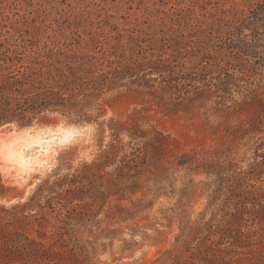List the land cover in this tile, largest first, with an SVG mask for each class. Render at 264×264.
<instances>
[{
    "label": "rangeland",
    "instance_id": "374dc122",
    "mask_svg": "<svg viewBox=\"0 0 264 264\" xmlns=\"http://www.w3.org/2000/svg\"><path fill=\"white\" fill-rule=\"evenodd\" d=\"M135 26L190 40L225 91L175 113L121 89L60 109L98 126L97 151L61 155L27 202L0 206V264H122L115 245L143 241L155 256L131 264H264V0H0V49ZM103 102L127 110L103 124Z\"/></svg>",
    "mask_w": 264,
    "mask_h": 264
},
{
    "label": "trees",
    "instance_id": "16d2710c",
    "mask_svg": "<svg viewBox=\"0 0 264 264\" xmlns=\"http://www.w3.org/2000/svg\"><path fill=\"white\" fill-rule=\"evenodd\" d=\"M191 44L135 26L89 39L83 49L76 38L0 49V124L48 109L83 111L113 89L152 96L168 112L187 110L205 93L225 91L207 68L209 56Z\"/></svg>",
    "mask_w": 264,
    "mask_h": 264
},
{
    "label": "bare ground",
    "instance_id": "6f19581e",
    "mask_svg": "<svg viewBox=\"0 0 264 264\" xmlns=\"http://www.w3.org/2000/svg\"><path fill=\"white\" fill-rule=\"evenodd\" d=\"M101 108L103 124L109 118L121 119L127 110L117 104L111 107L108 102H103ZM159 127L166 133L175 134L173 128ZM97 129L95 123L79 124L62 113L39 115L29 125L9 123L0 126V141L5 145L19 141L17 150H22L20 163H12L7 151L0 157V184L3 187L0 206L10 208L27 202L43 176L56 166L63 154H70L72 164L91 161L98 148ZM169 237L170 233H167L165 238ZM153 250L152 244L146 241L128 251H123V246L117 243L114 255L116 261L131 264L140 253H144L148 261L155 256Z\"/></svg>",
    "mask_w": 264,
    "mask_h": 264
},
{
    "label": "snow or ice",
    "instance_id": "6c2138e0",
    "mask_svg": "<svg viewBox=\"0 0 264 264\" xmlns=\"http://www.w3.org/2000/svg\"><path fill=\"white\" fill-rule=\"evenodd\" d=\"M19 141H14L9 145H5L3 141H0V157H2L5 151L8 152V157L12 163H20L22 158V150H17V145Z\"/></svg>",
    "mask_w": 264,
    "mask_h": 264
},
{
    "label": "water",
    "instance_id": "95a60500",
    "mask_svg": "<svg viewBox=\"0 0 264 264\" xmlns=\"http://www.w3.org/2000/svg\"><path fill=\"white\" fill-rule=\"evenodd\" d=\"M63 111L62 110H60V109H48V110H44V111H42V112H40V113H37V114H35V115H33L32 116V118H31V120H30V122H32L33 121V119H35L37 116H39V115H42V114H51V113H62ZM63 114V113H62ZM9 123H17V121H15V120H10V121H6V122H2L1 124H0V126H2V125H4V124H9Z\"/></svg>",
    "mask_w": 264,
    "mask_h": 264
}]
</instances>
